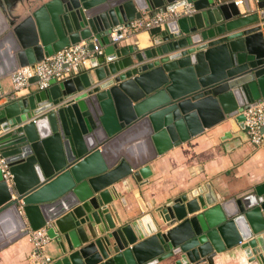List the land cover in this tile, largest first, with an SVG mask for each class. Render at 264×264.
<instances>
[{
	"label": "water",
	"instance_id": "water-1",
	"mask_svg": "<svg viewBox=\"0 0 264 264\" xmlns=\"http://www.w3.org/2000/svg\"><path fill=\"white\" fill-rule=\"evenodd\" d=\"M27 1L0 0V89L72 44L97 38L103 52L0 107L11 174L0 164V251L46 227L45 264H219L226 253L264 264V181L152 193L158 156L211 129L249 139L245 112L264 100V0ZM188 3L194 12L151 29L144 48L111 39Z\"/></svg>",
	"mask_w": 264,
	"mask_h": 264
},
{
	"label": "crops",
	"instance_id": "crops-1",
	"mask_svg": "<svg viewBox=\"0 0 264 264\" xmlns=\"http://www.w3.org/2000/svg\"><path fill=\"white\" fill-rule=\"evenodd\" d=\"M9 1L13 4L28 2ZM27 4L30 8H35L39 3L30 1ZM150 38L149 31H140L132 33L122 44H133L138 40L140 47L144 48L149 44ZM85 65L89 67V61ZM38 88L36 81H31V85L20 94ZM13 89L12 76L2 80L3 96L0 98V107L10 100ZM219 133L215 129L207 130L158 156L152 163V193L165 199L190 181H212L217 188L227 186L231 193H236L264 181V146L257 147L246 137L240 144L227 142V146L220 139ZM54 250L52 243L46 245L48 256L53 257ZM34 251V245L26 236L0 251V264H32L31 255ZM219 264H235V260L226 253Z\"/></svg>",
	"mask_w": 264,
	"mask_h": 264
},
{
	"label": "built area",
	"instance_id": "built-area-1",
	"mask_svg": "<svg viewBox=\"0 0 264 264\" xmlns=\"http://www.w3.org/2000/svg\"><path fill=\"white\" fill-rule=\"evenodd\" d=\"M236 4L242 5L243 0H235ZM194 6L191 3L177 7L175 9L151 14L144 12L141 18L131 21L130 27L124 28L121 33L114 32L111 36L112 41H121L127 39L132 33L140 31H150L153 28L160 27L166 22L180 16L194 12ZM94 49H91L87 42H79L65 47L43 60L34 64L21 66L12 74L13 91L10 94H18L31 85V79L38 77L36 83L40 89H46L51 85V80L58 81L66 79L79 72L80 66L86 64L96 53H102L103 47L100 40L93 39ZM3 92L0 89V98ZM246 130L251 143L257 147L264 146V100L253 106L246 112ZM0 164L5 172V177L11 178L5 160L0 157ZM34 245L35 251L31 255L32 264H45L51 261V257L46 254V245L50 242L47 228L43 227L37 230L30 229L27 235Z\"/></svg>",
	"mask_w": 264,
	"mask_h": 264
}]
</instances>
